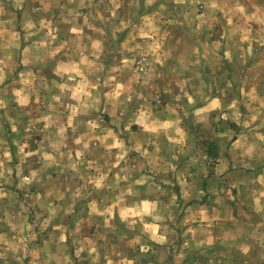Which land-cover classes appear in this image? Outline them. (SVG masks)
Segmentation results:
<instances>
[{"label":"crops","instance_id":"obj_1","mask_svg":"<svg viewBox=\"0 0 264 264\" xmlns=\"http://www.w3.org/2000/svg\"><path fill=\"white\" fill-rule=\"evenodd\" d=\"M222 114L214 157L191 122ZM14 238L22 264H264V0H0Z\"/></svg>","mask_w":264,"mask_h":264},{"label":"rangeland","instance_id":"obj_2","mask_svg":"<svg viewBox=\"0 0 264 264\" xmlns=\"http://www.w3.org/2000/svg\"><path fill=\"white\" fill-rule=\"evenodd\" d=\"M201 7H197L193 12H194V16L197 15V14H200L201 13ZM187 47L184 49L185 51ZM183 51H181L180 53L182 54ZM184 63V62H183ZM180 65H182L181 63H179ZM210 65H213V64H210ZM215 65V64H214ZM214 67H211L209 69H213ZM232 68V65L229 64V63H224V70H227V71H230ZM200 65H199V62L197 64H194V65H191L190 66V69L187 70L188 71V74L190 76V80L194 83L197 84L198 82V79H199V75H200ZM192 90V89H191ZM175 91V90H174ZM177 92V91H175ZM158 100H159V103L161 104L162 103V98H163V95L161 94H158ZM182 97V96H180ZM226 112V110H224ZM223 116L222 117H218V118H214L212 119L210 122H208V126L205 127L203 126L202 127V124L201 123H197L192 121L191 122V127L192 129L196 132L199 133V135L202 136V142L204 143L205 146H209L211 149H215L216 147H219V143L221 140L222 143H223V146L226 147V146H229V144L233 141V139L236 137V134L239 132V129L241 127H237V124L230 120L229 118L230 117H226L224 114H222ZM229 128L230 131H231V134L230 135H219L217 138L215 136V132H219L221 131V133H225V129ZM233 132V133H232ZM221 138V139H220ZM218 143V144H217ZM15 241V244L13 245V248H11V243H5V242H2L1 243V246H5L6 248L9 249V251H0V264H22L24 263L25 259H26V256L27 255H23L22 254V250L21 248H19V241L18 239H15L13 240V242Z\"/></svg>","mask_w":264,"mask_h":264},{"label":"trees","instance_id":"obj_3","mask_svg":"<svg viewBox=\"0 0 264 264\" xmlns=\"http://www.w3.org/2000/svg\"><path fill=\"white\" fill-rule=\"evenodd\" d=\"M206 150H207V153L209 155H212L214 157H216L218 155L217 153H214V152L212 153V149L209 146H207Z\"/></svg>","mask_w":264,"mask_h":264},{"label":"clouds","instance_id":"obj_4","mask_svg":"<svg viewBox=\"0 0 264 264\" xmlns=\"http://www.w3.org/2000/svg\"><path fill=\"white\" fill-rule=\"evenodd\" d=\"M145 207H147V205Z\"/></svg>","mask_w":264,"mask_h":264}]
</instances>
